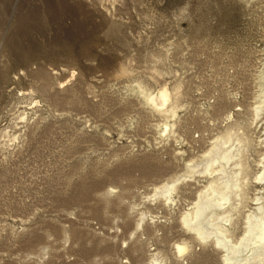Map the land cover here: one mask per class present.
Listing matches in <instances>:
<instances>
[{"label": "rangeland", "instance_id": "obj_1", "mask_svg": "<svg viewBox=\"0 0 264 264\" xmlns=\"http://www.w3.org/2000/svg\"><path fill=\"white\" fill-rule=\"evenodd\" d=\"M227 129L239 240L264 197V0H0V264H224L182 218Z\"/></svg>", "mask_w": 264, "mask_h": 264}, {"label": "bare ground", "instance_id": "obj_2", "mask_svg": "<svg viewBox=\"0 0 264 264\" xmlns=\"http://www.w3.org/2000/svg\"><path fill=\"white\" fill-rule=\"evenodd\" d=\"M147 98L154 108L165 109L169 107L172 95L167 89H162L155 95L150 94ZM259 109L260 107H257L256 111ZM247 145L248 138L243 133L239 134L232 129H227L220 136L219 142L212 144L208 150L211 153L209 161L201 171L210 177L208 184L205 190L199 193L194 207L182 218L183 224L195 231L201 240L214 238V243L224 253V264H253L256 260L258 262L263 260L264 255V197L262 195L255 196L256 211L246 216L244 235L239 240H233L230 231L233 212L238 211V207L243 204L246 197L244 189L248 180V165L243 158V153ZM194 166H188L187 177H193L192 173L196 168ZM261 169L256 179L264 182V162ZM178 180L162 184L155 195H161L173 201L172 193L177 190ZM205 215L211 218L209 220L211 232L203 233L198 227ZM189 248L190 246L185 242L177 245V251L180 254L187 252Z\"/></svg>", "mask_w": 264, "mask_h": 264}]
</instances>
